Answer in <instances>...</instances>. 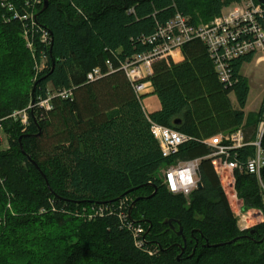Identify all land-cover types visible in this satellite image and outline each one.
<instances>
[{"label":"trees","instance_id":"1","mask_svg":"<svg viewBox=\"0 0 264 264\" xmlns=\"http://www.w3.org/2000/svg\"><path fill=\"white\" fill-rule=\"evenodd\" d=\"M234 1L48 0L43 8V0H0V120L7 137L0 149V264H264V220L238 228L203 142L226 134L219 132L257 128L261 108L245 120L249 86L240 74L254 54L231 61V87L218 80L197 38L182 44L179 62L156 57L147 80L160 109L152 113L121 67L150 52L161 41L152 37L176 14L198 26L196 10L207 24ZM7 4L32 13L31 51L23 23L10 18ZM93 68L101 76L88 80ZM59 90L71 96H53L49 110L38 106ZM23 109L24 128L10 117ZM151 123L187 140L163 157ZM244 142L229 153L241 166L254 155L249 139ZM261 146L264 153V136ZM193 159H199L201 187L187 197L169 192L161 169ZM232 175L241 208L264 211V167L259 178L244 168ZM84 208L103 213L87 219ZM134 223L143 227L139 247Z\"/></svg>","mask_w":264,"mask_h":264},{"label":"built area","instance_id":"2","mask_svg":"<svg viewBox=\"0 0 264 264\" xmlns=\"http://www.w3.org/2000/svg\"><path fill=\"white\" fill-rule=\"evenodd\" d=\"M41 3V0H34V4ZM11 11L10 18L17 19L23 23L26 47L31 51L32 42L28 39V21L31 24L32 13L26 10L17 11L11 4H7ZM47 34L41 36L42 41H46ZM160 38L161 41L153 46L148 53H141L124 60L121 64L131 84L134 86L135 93L140 101L147 90L151 87L147 78L151 75V63L156 57L170 55L174 50L181 48L182 44L191 38H197L203 42L213 62L214 71L218 80L231 87L234 82L230 63L232 60L241 56L262 52L264 53V6L254 0H236L226 6L224 12L213 17L207 23L198 26L189 24V20L176 14L164 27L159 29L158 35L153 36V42ZM148 42L151 43L150 40ZM108 63V61H107ZM108 68L111 69L108 63ZM101 76L99 68H93L88 72L86 78L94 80ZM58 96L68 98L71 96L70 90H59L47 94L39 101L38 106L49 110L51 108V98ZM32 107V106H31ZM10 117L18 120L24 128L28 123V115L25 109L14 111ZM151 133L159 144L163 157L175 154L178 146L187 140V137L166 126L151 123ZM2 123L0 120V130ZM264 136V98L262 100L261 115L256 128V140L251 145L254 146V155L246 159L244 166L229 160V153L245 144L241 129H237L228 134H216L206 138L203 142L211 148L207 157L211 158V163L219 177L221 172L228 171L234 178L232 171L235 168L246 170L247 172L260 177L261 169L264 167V153L261 146V139ZM199 159L180 161L170 165L162 172V184L173 194H181L187 197L192 190L197 187V166ZM262 199L264 204V186L261 185ZM234 195V193H233ZM235 197V195H234ZM126 200H122L125 202ZM122 202L120 204H122ZM238 207V206H237ZM235 208L234 216L239 229L246 230L264 220V211L261 209L243 210ZM102 213L100 214V216ZM256 219L255 222L250 220ZM133 239L136 246L142 245L139 238L143 233V227L134 223L132 226Z\"/></svg>","mask_w":264,"mask_h":264},{"label":"rangeland","instance_id":"3","mask_svg":"<svg viewBox=\"0 0 264 264\" xmlns=\"http://www.w3.org/2000/svg\"><path fill=\"white\" fill-rule=\"evenodd\" d=\"M225 9H226V7H223L220 11V14L222 12H224ZM194 14L196 16L195 18H196L198 24L199 25L204 24L203 23L204 15L203 14L199 15V13L196 10H194ZM21 36H22V39H23L24 44H25L26 38H25L24 32H22ZM43 66H44V59L41 58L40 62L38 63V69L42 68ZM240 73L242 76H244L246 78L247 84L249 86V94H248L247 102L245 105V111H246L247 115L254 114V113H256L255 111L257 110V108H259L258 106H260V103L264 98V53H262V52L255 53V55H253V59L251 62L244 63L242 65ZM230 96H232V98H233V95H230ZM235 105L237 107V103H235ZM240 128L242 129V127H240ZM255 133H256V128H255L253 139H256ZM226 134H228V133H226ZM5 148H7V137H6V134L4 132H2V130H0V149H5ZM165 168H167V166H165L161 169V171H160L161 174L165 170ZM160 172H159V174H160ZM221 184H222V187L224 189L223 191L226 193V197L230 203L231 208L233 210H236L235 208L237 206L238 207L241 206L240 205L241 201L234 198V195H233V193H234V186H233L234 182L232 181L231 174L228 171L221 172ZM259 210H261V209H259ZM82 213L87 217V219H90L94 214H97V216H100V214L103 213V209L99 208L95 211L87 212L84 208ZM255 220L256 219H253V220L251 219L250 222L251 223L255 222Z\"/></svg>","mask_w":264,"mask_h":264},{"label":"crops","instance_id":"4","mask_svg":"<svg viewBox=\"0 0 264 264\" xmlns=\"http://www.w3.org/2000/svg\"><path fill=\"white\" fill-rule=\"evenodd\" d=\"M170 57L173 59L174 62H179L184 58L181 54L180 49L174 50L170 54ZM248 94H249V91H248ZM230 95H233V98ZM230 95H229L230 96L229 98H230L231 104L233 105V108H236V105H235L236 99H235L234 93L232 92V93H230ZM247 97H248V95H247ZM246 102H247V99H246ZM246 102H245V105H246ZM141 103H142V107H143L144 111H146L147 113L156 112L160 109V102H159L157 96L153 93L152 86L147 90L145 95L142 97ZM245 105H244L243 112L245 114V120H246L247 113L245 111ZM261 106H262V101L260 103V106H258L259 108H257V110L255 111L256 113L260 110ZM242 130L244 132V137L249 139L250 142L253 141V139L250 137L252 136V134L254 135V133H251L250 128L242 127ZM254 132H255V130H254ZM219 133H227V132H219ZM220 179H221V176H220Z\"/></svg>","mask_w":264,"mask_h":264},{"label":"water","instance_id":"5","mask_svg":"<svg viewBox=\"0 0 264 264\" xmlns=\"http://www.w3.org/2000/svg\"><path fill=\"white\" fill-rule=\"evenodd\" d=\"M260 5L264 6V0H256ZM47 3H48V0H43V8H45L47 6ZM201 187V183L200 182H197V188ZM134 204V202L132 203V205ZM165 222H168V224L171 226V228H173L172 226V220L171 219H168L167 221ZM181 233V230L178 231V234Z\"/></svg>","mask_w":264,"mask_h":264},{"label":"bare ground","instance_id":"6","mask_svg":"<svg viewBox=\"0 0 264 264\" xmlns=\"http://www.w3.org/2000/svg\"><path fill=\"white\" fill-rule=\"evenodd\" d=\"M238 129H241V128H238ZM237 130V129H236ZM241 131H242V133H243V130L241 129ZM222 135H224V134H222ZM243 135H244V133H243ZM255 138H256V134H255ZM256 139H254L253 141H255ZM252 141V142H253ZM252 142H250V143H252ZM253 146V145H252ZM198 182V181H197ZM166 188V187H165ZM170 192V191H169ZM140 227H141V225H139ZM252 228V227H251Z\"/></svg>","mask_w":264,"mask_h":264}]
</instances>
